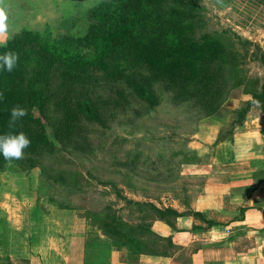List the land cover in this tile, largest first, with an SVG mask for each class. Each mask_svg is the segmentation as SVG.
<instances>
[{
	"label": "rangeland",
	"instance_id": "obj_1",
	"mask_svg": "<svg viewBox=\"0 0 264 264\" xmlns=\"http://www.w3.org/2000/svg\"><path fill=\"white\" fill-rule=\"evenodd\" d=\"M95 4L96 0H5L10 25L8 38L22 28L49 32L52 38L66 33L80 36L86 30L89 9ZM199 5L196 36L211 33L222 37L228 45L232 43L238 55L241 77L254 80L256 91H260L264 82V65L260 60L264 53V0H199ZM8 38L0 37V44ZM130 57L123 52L118 54L111 70L116 74L132 70L145 74L146 71ZM233 76L231 69H225L220 80L225 84L221 89L224 97L212 114L205 112L194 100L175 97L162 82L153 85L158 104L149 107L132 94L124 81L99 77L97 84L86 92L97 102L99 97L108 100L102 104L104 125L86 121L82 133L76 134L85 139L83 148L78 151L45 153L48 156L32 167L22 159L7 163L0 170V200L11 201L13 197L17 201L25 200V207L34 206L31 212L36 215L40 212L48 221L59 220L53 213L54 208H60L57 201L69 203L77 214L75 218L86 221L87 211L107 210L130 223L140 221L139 213L129 200L181 211L198 209L206 217L215 219L233 217L239 192H235V180L218 174L220 164L216 162L220 158L215 144L219 139H233L239 143V126L243 125L245 130H258L256 136L249 135L247 141L260 148L264 146V107L252 105L243 123L236 122V111L244 108L252 96L243 93L244 84L236 82ZM258 116L261 119L255 126L251 118ZM231 125L233 133H228ZM47 133L53 139L51 126H47ZM227 148L220 149V154ZM232 151L231 147L226 153L230 158H233ZM43 167L51 168L56 177L61 170L65 175L78 172V186L48 180ZM216 202L221 207L213 208ZM16 205L19 209L14 207L9 215L13 217L14 213L13 220L23 221L25 208ZM69 220L72 221L70 218L65 221L71 227H79L77 221ZM146 220L158 233L165 234L167 227L163 221L148 217ZM175 229L176 225L172 230ZM110 245L99 264H111L113 250ZM175 249L177 245L172 242L166 248V256H172ZM183 255L187 257L186 249ZM134 261L142 263L139 257Z\"/></svg>",
	"mask_w": 264,
	"mask_h": 264
},
{
	"label": "trees",
	"instance_id": "obj_2",
	"mask_svg": "<svg viewBox=\"0 0 264 264\" xmlns=\"http://www.w3.org/2000/svg\"><path fill=\"white\" fill-rule=\"evenodd\" d=\"M199 10V0H101L89 9L88 24L80 36L66 33L52 38L49 32L22 28L0 44V54L8 49L19 54L18 65L11 73L0 69V92L4 94L0 99V134L9 130L7 121L14 105L28 110L17 122L15 131H23L31 140L22 161L32 167L58 151L82 149L85 139L76 134L82 133L86 121L104 125L102 104L108 100L98 96L97 102L86 92L97 84L99 77L124 81L132 94L149 107L158 104L153 85L162 82L175 97L194 100L212 114L224 97L225 84L220 80L225 69H231L236 82L244 84L243 93L252 96L244 108L236 111V122L242 123L247 110L254 105L253 100L264 107V82L260 91H256L254 80L241 77L232 43L228 45L222 37L211 33L196 36ZM121 52L130 55L146 73L132 70L116 74L111 70L112 61ZM260 60L264 65V53ZM47 126H51L54 140L49 137ZM231 128L228 133H233V125ZM7 163L0 154V170ZM43 173L53 182L78 186V172L65 175L61 170L56 177L51 168L43 167ZM128 202L135 206L140 221L130 223L109 210L84 214L107 242L85 243L83 264H99L109 244L113 251L126 249L129 262H135L141 254L166 256L171 237L158 233L147 217L163 221L171 228L182 215L191 214L204 220L199 211ZM56 204L73 209L63 201ZM207 223L212 225L215 221ZM0 264H11L7 255L0 257Z\"/></svg>",
	"mask_w": 264,
	"mask_h": 264
},
{
	"label": "crops",
	"instance_id": "obj_3",
	"mask_svg": "<svg viewBox=\"0 0 264 264\" xmlns=\"http://www.w3.org/2000/svg\"><path fill=\"white\" fill-rule=\"evenodd\" d=\"M260 119V116L251 118V122L258 126ZM242 126H239V143L226 139L215 144L220 158L216 162L220 164L218 174L227 175L237 184L236 213L233 217L215 219L191 209L201 212L204 220L182 215L175 219L176 231L165 224L166 235L160 233L170 236L177 245L172 256L141 254V264H264V146L260 148L248 142V136H256L258 130H245ZM231 147L234 159L226 155ZM223 148L227 149L220 154ZM16 203L25 208L23 221L13 220L14 213L13 217L9 215L14 207L19 209ZM25 204V200L17 201L14 197L11 201L0 200V257L7 255L11 264H83L85 243L107 242L89 221L76 219L74 209L54 208V216L59 220L48 221L40 212L37 216L31 212L34 206L25 207ZM219 207V202L213 205ZM68 218L72 220L69 222L77 221L79 227H71L65 221ZM205 220L215 224L208 225ZM185 249L187 257L183 255ZM111 258V264H137L129 262L124 248L113 251Z\"/></svg>",
	"mask_w": 264,
	"mask_h": 264
},
{
	"label": "clouds",
	"instance_id": "obj_4",
	"mask_svg": "<svg viewBox=\"0 0 264 264\" xmlns=\"http://www.w3.org/2000/svg\"><path fill=\"white\" fill-rule=\"evenodd\" d=\"M100 3L101 0H96ZM10 36V25L8 15L5 10V0H0V37L8 38ZM19 54L11 49L0 54V69L11 73L18 65ZM4 94L0 92V99ZM254 105H259V101L253 100ZM28 114V110L19 104L10 109V117L7 121V132L0 134V154L5 161L21 160L24 158V150L31 144V140L23 132H16L17 122Z\"/></svg>",
	"mask_w": 264,
	"mask_h": 264
}]
</instances>
